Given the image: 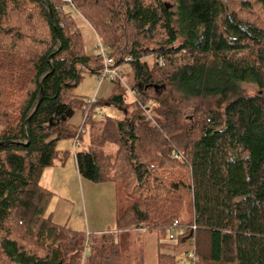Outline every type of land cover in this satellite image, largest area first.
<instances>
[{"label": "trees", "instance_id": "16d2710c", "mask_svg": "<svg viewBox=\"0 0 264 264\" xmlns=\"http://www.w3.org/2000/svg\"><path fill=\"white\" fill-rule=\"evenodd\" d=\"M71 1L0 0V264H143L139 231L160 235L156 264H179L187 240L193 264H264V0ZM71 10L129 65V87L73 96L101 60ZM109 104L121 118L99 114ZM80 127V176L123 192L114 231L85 235L47 214L41 173Z\"/></svg>", "mask_w": 264, "mask_h": 264}, {"label": "rangeland", "instance_id": "374dc122", "mask_svg": "<svg viewBox=\"0 0 264 264\" xmlns=\"http://www.w3.org/2000/svg\"><path fill=\"white\" fill-rule=\"evenodd\" d=\"M63 1L66 4L72 3L71 0L69 1L63 0ZM71 11L75 19L76 18L81 19L80 22L78 19L76 20H77V27L79 29L82 38L85 53L93 54V50L96 48L97 45L96 35L94 34L92 28L77 12L73 10ZM147 59L148 61L150 60L149 57ZM120 71L123 72L124 74L127 73L125 78H126V84L129 87V84L132 83V74L130 73L129 65L122 64ZM244 87L248 92L256 91L255 87L253 86L247 85ZM112 91H113L112 83L109 80L104 79L99 82V79L95 76V74L83 73V78L78 83V85L73 89L72 93L74 94L73 96L75 98L84 99V98H91L93 96H96L98 99L105 100L112 93ZM124 95L128 100L132 99V97L127 91V88H125L124 90ZM101 109L102 112H104L106 115L110 117H114L116 119L122 117V111L114 105L111 104L104 105L103 108ZM97 117L99 118L100 116ZM82 120H83V114L80 108L75 107L72 116L68 118V123L70 124V127L73 129L81 126ZM88 142H89V130L86 127L83 129V132L79 137L78 144L75 145L74 150L72 149L74 139L61 140L58 143V147L60 144H62L61 145L62 147H64L65 145H66L65 147H69V151H68L69 156L65 160L69 163L72 160L71 157L74 152L87 149ZM66 166H67L66 169H68V165ZM82 186L76 187L72 194H67L68 196L66 198H62L61 196H57L55 198L52 197L48 204V208L55 206V204L57 209L60 206L65 207L66 216L69 217L70 221H74L76 227H79L85 233V235H87L89 232L96 233L97 230L99 229H104V230H107L109 228L112 229V227L115 226L112 217L113 216L112 207L110 206L111 208H108V201L112 199L111 196L114 194V188L111 187L112 185H110V187L107 185L105 187L103 186L101 187V189L94 188L93 187L94 184L89 185L92 187H86V185H84L83 183ZM111 188L112 191L109 192ZM89 194H91L92 202H89L88 200ZM117 194L121 196L123 192L121 194V190L118 189ZM111 202L112 201H110V203ZM190 216H191L190 202H189V198H187L183 206V210L180 217L182 221H184L186 220V218H190ZM180 231L181 228L179 227L174 230L175 239L179 235ZM137 236H139L140 239H136V241H134V243L132 244L133 250L137 251L138 248H141L143 250V256L145 259L144 264H156V258H157L156 246L158 240L161 238L160 235L157 232L139 231L137 233ZM189 252H193L192 240H187L185 242L180 243L177 246V248L174 250V255L179 264H193L192 258L187 257V254Z\"/></svg>", "mask_w": 264, "mask_h": 264}, {"label": "crops", "instance_id": "0c3cea01", "mask_svg": "<svg viewBox=\"0 0 264 264\" xmlns=\"http://www.w3.org/2000/svg\"><path fill=\"white\" fill-rule=\"evenodd\" d=\"M76 19H78V18H76ZM78 20L80 22L81 19H78ZM94 34H95V32H94ZM1 130H2V122H0V132H1ZM58 143H59V141L56 144V149L58 151L56 160L54 161V163L52 165H50L48 167H45L43 169L42 173H41V176H40V184H41V186H43L44 188H46L49 191H51L53 193V196H52L53 198H55L57 196H61L62 198H66L68 196L67 194H72L74 192L75 188L78 187V186H82L83 183H84V185H86V187H92V186H89V185L94 184L93 187L96 188V189H101V187H103V186L105 187L106 185L109 186V187H110V185H112L111 187L114 188V194L111 196L112 199H110L108 201V208L112 207V215H113L112 217H113V220H114L113 222L115 223L116 194H117L116 185L113 182L94 183V182H91L89 180H84V178L80 176V174H79V172L77 170V166H76V162H75V158H74V153L75 152L73 153V155L71 157V159H72L71 162L68 163L65 160L68 158L69 154L64 160H63L62 157H63L65 152L69 151V147H65L66 145L64 147H62L61 146L62 144H60L59 147H58ZM68 146H70V145H68ZM76 152H78V151H76ZM66 165H68V169H66L67 168ZM83 180H84V182H83ZM89 183H92V184H89ZM82 188H83V186H82ZM112 188H111V190H109V192L112 191ZM91 194L88 195L89 202H92ZM110 201H112V202L110 203ZM47 214H49L51 216L52 220L55 223L66 224V225H68L69 227H71L74 230L82 231L79 227H76L74 221H70L69 217L66 216L65 207L60 206L57 209L56 208V204H55V206L47 208ZM114 229H115V226L112 227V229L109 228L107 230L99 229V230H97L96 233L104 232V231H108V230H111V231L113 230L114 231ZM89 233H92V232H89ZM156 247H157V250H158V242H157V246ZM142 257H143V264H144V260L145 259H144V256H142Z\"/></svg>", "mask_w": 264, "mask_h": 264}, {"label": "built area", "instance_id": "2783aa9c", "mask_svg": "<svg viewBox=\"0 0 264 264\" xmlns=\"http://www.w3.org/2000/svg\"><path fill=\"white\" fill-rule=\"evenodd\" d=\"M66 1H69V0H66ZM96 37H97V45H96V48L93 50V55L98 57L101 60V66H100V69L98 70L97 76H96L99 79V82L101 80H104V79L105 80H109V81L118 80L120 83L125 85L124 73L120 71L122 65H117L116 64V60L112 56H110L108 54V50L104 46V44L102 43L101 39L97 35H96ZM124 60L125 61L129 60V57H125ZM127 91L130 94V96L133 98V92L130 89H128V88H127ZM96 99H97V97L93 96L91 98H88L87 102L88 103H92ZM102 113L103 112L100 109L99 110V114H102ZM82 132H83L82 128L80 127V129L78 130L77 135L75 136V138H73L74 139V143L72 145V149L73 150H74L75 145L78 144L79 134H81ZM177 223H178L177 220H175L173 222V226L169 230V233L167 235L168 238L175 239L174 230L176 228H178ZM143 229L144 228H142V227L140 228V230H143ZM187 257H190V258H192V260H194V252H189L187 254Z\"/></svg>", "mask_w": 264, "mask_h": 264}, {"label": "water", "instance_id": "95a60500", "mask_svg": "<svg viewBox=\"0 0 264 264\" xmlns=\"http://www.w3.org/2000/svg\"><path fill=\"white\" fill-rule=\"evenodd\" d=\"M64 119V118H63Z\"/></svg>", "mask_w": 264, "mask_h": 264}]
</instances>
